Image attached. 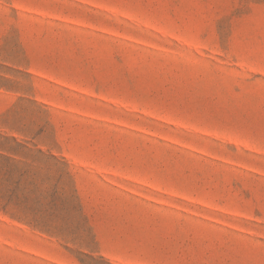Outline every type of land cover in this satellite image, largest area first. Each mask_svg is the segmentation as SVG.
<instances>
[{"label":"rangeland","instance_id":"1","mask_svg":"<svg viewBox=\"0 0 264 264\" xmlns=\"http://www.w3.org/2000/svg\"><path fill=\"white\" fill-rule=\"evenodd\" d=\"M0 264H264V0H0Z\"/></svg>","mask_w":264,"mask_h":264}]
</instances>
